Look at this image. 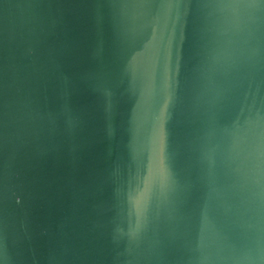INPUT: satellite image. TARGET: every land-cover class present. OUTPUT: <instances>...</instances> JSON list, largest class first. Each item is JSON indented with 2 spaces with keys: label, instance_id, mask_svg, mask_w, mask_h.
Returning <instances> with one entry per match:
<instances>
[{
  "label": "water",
  "instance_id": "95a60500",
  "mask_svg": "<svg viewBox=\"0 0 264 264\" xmlns=\"http://www.w3.org/2000/svg\"><path fill=\"white\" fill-rule=\"evenodd\" d=\"M0 264H264V0H0Z\"/></svg>",
  "mask_w": 264,
  "mask_h": 264
}]
</instances>
